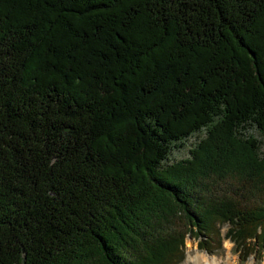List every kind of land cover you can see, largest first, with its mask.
<instances>
[{"label":"trees","instance_id":"1","mask_svg":"<svg viewBox=\"0 0 264 264\" xmlns=\"http://www.w3.org/2000/svg\"><path fill=\"white\" fill-rule=\"evenodd\" d=\"M251 127L264 0H0V264L261 260Z\"/></svg>","mask_w":264,"mask_h":264},{"label":"rangeland","instance_id":"2","mask_svg":"<svg viewBox=\"0 0 264 264\" xmlns=\"http://www.w3.org/2000/svg\"><path fill=\"white\" fill-rule=\"evenodd\" d=\"M249 132L253 133L254 136L258 137V139L264 144V133L260 132L258 127L249 128ZM200 135H202V133L194 134L187 137L186 141H183V144L176 147L172 146L169 155L170 160L168 162L188 156V148L198 141L197 137ZM227 227V224L223 226L222 234L226 231ZM233 246L234 243L225 238L220 249L215 250L214 253H208L204 250L198 249L196 239L186 236L184 244L185 258H182L181 262L178 264H194L197 256H204L203 264H208V261H210L212 257L217 259L216 261L220 262V264H264V256L258 261L254 254L249 256L246 261L241 262L239 252H236Z\"/></svg>","mask_w":264,"mask_h":264},{"label":"bare ground","instance_id":"3","mask_svg":"<svg viewBox=\"0 0 264 264\" xmlns=\"http://www.w3.org/2000/svg\"><path fill=\"white\" fill-rule=\"evenodd\" d=\"M204 256H197L195 259L194 264H203ZM208 260V259H207ZM217 259L213 258L208 261V264H220V262L216 261Z\"/></svg>","mask_w":264,"mask_h":264}]
</instances>
